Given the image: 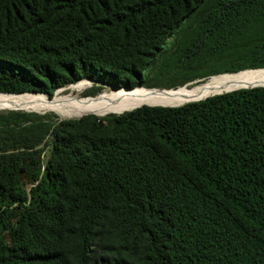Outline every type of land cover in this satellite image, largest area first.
I'll use <instances>...</instances> for the list:
<instances>
[{"label": "trees", "instance_id": "obj_1", "mask_svg": "<svg viewBox=\"0 0 264 264\" xmlns=\"http://www.w3.org/2000/svg\"><path fill=\"white\" fill-rule=\"evenodd\" d=\"M251 68L264 0H0L1 96ZM129 109L0 111V264H264V86Z\"/></svg>", "mask_w": 264, "mask_h": 264}, {"label": "bare ground", "instance_id": "obj_2", "mask_svg": "<svg viewBox=\"0 0 264 264\" xmlns=\"http://www.w3.org/2000/svg\"><path fill=\"white\" fill-rule=\"evenodd\" d=\"M236 78L237 79L228 84L226 88L214 87L194 91H187L184 88L174 90L175 88H173L159 93L143 90L139 91V89L145 88H137L131 91L120 90L112 94L103 93L94 99L70 98L62 95V92H60L55 98H49L45 94L38 93H24L26 95L8 94L11 96L0 95V107L26 106L34 108H51L59 111L62 116L70 118L79 117L89 113L102 114L114 107H136L142 104L181 105L215 93L224 92L227 89H236L251 85H264V70L242 72L238 74ZM86 84L87 81L76 87L81 90Z\"/></svg>", "mask_w": 264, "mask_h": 264}, {"label": "water", "instance_id": "obj_3", "mask_svg": "<svg viewBox=\"0 0 264 264\" xmlns=\"http://www.w3.org/2000/svg\"><path fill=\"white\" fill-rule=\"evenodd\" d=\"M250 70H264V68H251V69H243V70H240V71H237V72H223V73L213 74V75H209V76H205V77H201V78L189 81V82L185 83L184 85L175 88L174 90H177L179 88H184L187 91H194V90H201V89H210V88H214V87L226 88V86L228 84L232 83L235 79H237L236 76L238 74H240L242 72L250 71ZM256 86H264V85H251V86H245V87H240V88H248V87H256ZM137 88L159 89L161 91L162 90L164 91V90H171L172 89V88L166 89V88L145 87V86H137V87H133V88L110 87V90L108 92H102V93L112 94V93L118 92L120 90L131 91V90H134V89H137ZM236 89H239V88H236ZM236 89H227L224 92H228V91H232V90H236ZM58 90H59V88L55 91V93ZM224 92H220V93H224ZM25 93H29V92H25ZM55 93H54V95H55ZM220 93H215V94H220ZM7 94H10V93H7ZM43 94H45V93H43ZM99 94H96V95L91 96V97L92 98L97 97ZM215 94H212V95H215ZM45 95L47 97H49L47 94H45ZM209 96H211V95H209ZM206 97H208V96H206ZM206 97H204V98H206ZM49 98H52V97H49ZM204 98H201V99H204ZM198 100H200V99H198ZM194 101H196V100H194ZM142 105H150V104H142ZM155 105H159V106H179V105H161V104H153V105H150V106H155ZM139 106H141V105H139ZM139 106H136V107H139ZM136 107H134V108H136ZM134 108H132V109H134ZM12 109H14V110H23L21 108H12ZM132 109H129V110H132ZM124 111H128V110H124ZM124 111H122V112H124ZM122 112H118V113H122ZM93 114H95V113H93ZM82 116L75 117V118H80ZM100 116H102V115H100Z\"/></svg>", "mask_w": 264, "mask_h": 264}, {"label": "rangeland", "instance_id": "obj_4", "mask_svg": "<svg viewBox=\"0 0 264 264\" xmlns=\"http://www.w3.org/2000/svg\"><path fill=\"white\" fill-rule=\"evenodd\" d=\"M170 39H172V37H169ZM86 79H89V78H86ZM198 79V78H196ZM195 80V79H194ZM87 81V84L84 88H82L81 90L78 89L76 86L77 85H80L81 83H84ZM192 81V80H191ZM189 82V81H188ZM187 83V82H186ZM97 84L94 83L93 80L89 79V80H85V81H82L76 85H66V86H63V87H60L62 89H60L57 94L55 95V97L60 93L62 92L61 94L64 95V96H67V97H70V98H83V99H94V98H97L98 96H100L101 94H103L102 92H108L110 90V86H106L104 85L102 87V89H99V91L97 92V94H99L97 97H94L92 98L91 96H94V95H90V94H87V91L91 88H93L94 86H96ZM177 87H180V86H177ZM177 87H174V88H177ZM166 89H169V88H166ZM173 89V88H172ZM182 90V89H180ZM140 91V90H139ZM144 91V90H143ZM153 92V91H152ZM162 92V91H161ZM156 93V92H154ZM163 93H166V92H163ZM96 95V94H95ZM54 97V96H52ZM54 97V98H55ZM12 108H21L23 109V111H34V112H37V113H40V114H44V113H49V114H54V115H57L59 118H67L69 119V117H65V116H62V114L55 110V109H51V108H34V107H26V106H20V107H0V111H8V110H14ZM120 108H134V107H114V108H111L107 111H105L104 113L102 114H97V115H104V114H107V113H110V112H113L115 110H125V109H120ZM41 110V111H40ZM70 118H75V117H70Z\"/></svg>", "mask_w": 264, "mask_h": 264}]
</instances>
